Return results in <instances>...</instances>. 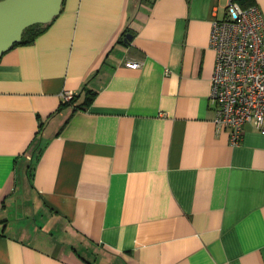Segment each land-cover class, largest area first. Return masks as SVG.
Returning a JSON list of instances; mask_svg holds the SVG:
<instances>
[{
	"label": "crops",
	"instance_id": "0c3cea01",
	"mask_svg": "<svg viewBox=\"0 0 264 264\" xmlns=\"http://www.w3.org/2000/svg\"><path fill=\"white\" fill-rule=\"evenodd\" d=\"M229 2L64 0L0 58V264H264V135L210 103Z\"/></svg>",
	"mask_w": 264,
	"mask_h": 264
},
{
	"label": "built area",
	"instance_id": "2783aa9c",
	"mask_svg": "<svg viewBox=\"0 0 264 264\" xmlns=\"http://www.w3.org/2000/svg\"><path fill=\"white\" fill-rule=\"evenodd\" d=\"M210 48L216 54L210 103L218 131L229 130L238 145L246 125L264 135V14L259 6L242 8L230 0L226 16L212 22ZM131 69L140 62H126ZM62 97L71 102L74 94Z\"/></svg>",
	"mask_w": 264,
	"mask_h": 264
},
{
	"label": "water",
	"instance_id": "95a60500",
	"mask_svg": "<svg viewBox=\"0 0 264 264\" xmlns=\"http://www.w3.org/2000/svg\"><path fill=\"white\" fill-rule=\"evenodd\" d=\"M63 4L64 0H0V58L22 43L27 29L51 24Z\"/></svg>",
	"mask_w": 264,
	"mask_h": 264
},
{
	"label": "trees",
	"instance_id": "16d2710c",
	"mask_svg": "<svg viewBox=\"0 0 264 264\" xmlns=\"http://www.w3.org/2000/svg\"><path fill=\"white\" fill-rule=\"evenodd\" d=\"M234 1L237 2L242 8H248L257 4V0H234ZM42 30H43V25H36L27 29L23 35V41L21 44L32 42L42 32ZM74 99L75 98H73L71 103L74 101Z\"/></svg>",
	"mask_w": 264,
	"mask_h": 264
}]
</instances>
